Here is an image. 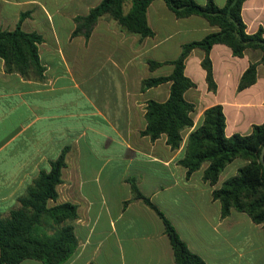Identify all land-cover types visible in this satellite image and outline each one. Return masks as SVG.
Here are the masks:
<instances>
[{"label": "crops", "instance_id": "obj_1", "mask_svg": "<svg viewBox=\"0 0 264 264\" xmlns=\"http://www.w3.org/2000/svg\"><path fill=\"white\" fill-rule=\"evenodd\" d=\"M101 1L0 0V31L20 25L39 34L44 67L42 79H26L6 72L0 58V214L17 208L39 173L49 171L67 150L58 199L52 202L77 207L78 246L64 264H176L163 220L134 200L132 182L206 264H264V225L236 210L222 217L221 203L213 198L214 190L248 162L228 164L216 185L204 179L208 163L191 175L181 164L189 135L211 107L222 106L227 137L248 135L264 123V64L257 67L256 83L238 90L262 52L235 57L226 45H214L216 91L206 82L204 52L190 53L185 74L196 87L185 99L194 105V124L183 131L180 147L172 149L166 135L152 140L142 134L148 102L167 101L171 83L142 91V81L169 76L173 66L167 62L179 57L183 45L218 29L200 16L178 19L156 0L147 11L152 37L130 34L108 16L99 19L89 39L74 36L75 19ZM213 1L218 7L227 2ZM195 2L204 6L208 0ZM242 17L247 33L264 30V0H247ZM150 60L164 65L151 70ZM22 264L43 263L27 259Z\"/></svg>", "mask_w": 264, "mask_h": 264}, {"label": "trees", "instance_id": "obj_2", "mask_svg": "<svg viewBox=\"0 0 264 264\" xmlns=\"http://www.w3.org/2000/svg\"><path fill=\"white\" fill-rule=\"evenodd\" d=\"M156 0H102L85 16L75 19L73 35L89 39L103 16L118 22L121 28L143 38L152 37L147 11ZM178 19L191 16L204 18L210 26L217 28L202 40L187 43L176 60L167 62L173 66L169 76L147 78L142 81L141 90L171 83L170 97L165 102L149 101L146 108L147 127L142 132L155 140L166 135L172 149L180 147L182 133L193 126L194 105L185 99V93L196 87L185 74V64L194 49H201V62L206 72V82L211 91H216L213 63L210 52L214 45L229 47L235 57H243L248 50H259L262 57L253 62L244 72L238 90L242 91L257 81V67L264 64V30L249 34L242 17L243 5L247 0H227L218 7L213 0L200 5L195 0H163ZM130 4L129 11L125 7ZM42 37L27 33L19 25L13 31H0V58L5 62L8 73H18L26 79H42L44 67L38 54ZM151 70L164 63L150 60ZM226 119L222 106L206 110L204 121L188 138L186 154L181 164L187 174L199 170L205 163L208 167L204 179L216 185L221 172L236 159L247 161L237 175L226 180L220 189L213 192V198L222 206V217L232 210L246 213L256 224L264 225V167L260 156L264 146V123L253 126L248 135H225ZM64 150L57 160L51 162L49 171H41L26 193L19 198L17 208L6 216L0 214V264H22L32 259L43 264H64L75 253L78 241L74 233L77 207L71 203L52 205L58 199V186L62 183V172L67 166ZM134 200H141L163 220L176 264H206L192 253L181 240L175 228L165 215L132 182Z\"/></svg>", "mask_w": 264, "mask_h": 264}, {"label": "water", "instance_id": "obj_3", "mask_svg": "<svg viewBox=\"0 0 264 264\" xmlns=\"http://www.w3.org/2000/svg\"><path fill=\"white\" fill-rule=\"evenodd\" d=\"M261 163L264 167V146L262 147L261 156H260Z\"/></svg>", "mask_w": 264, "mask_h": 264}, {"label": "rangeland", "instance_id": "obj_4", "mask_svg": "<svg viewBox=\"0 0 264 264\" xmlns=\"http://www.w3.org/2000/svg\"><path fill=\"white\" fill-rule=\"evenodd\" d=\"M127 7H128V6H126V8H127ZM55 22L58 23L57 20H55ZM144 73H146V72L144 71ZM147 75H148V74H147Z\"/></svg>", "mask_w": 264, "mask_h": 264}]
</instances>
